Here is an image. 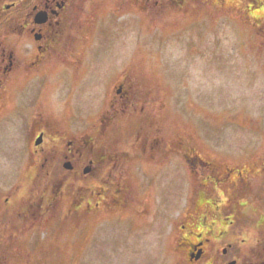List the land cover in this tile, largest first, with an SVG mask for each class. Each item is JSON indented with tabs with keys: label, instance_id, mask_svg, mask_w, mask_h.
Segmentation results:
<instances>
[{
	"label": "rangeland",
	"instance_id": "rangeland-1",
	"mask_svg": "<svg viewBox=\"0 0 264 264\" xmlns=\"http://www.w3.org/2000/svg\"><path fill=\"white\" fill-rule=\"evenodd\" d=\"M176 5L158 16L129 6L114 21L99 7L89 62L74 65L75 54L64 65L53 55L11 90L12 101L3 92L4 110L11 107L0 121V200L9 196L0 264H189L182 235L196 228L189 202L205 174L220 173L219 188L227 171L242 170L252 189L238 199L263 193L253 173L264 158V0ZM103 25L116 32V50ZM19 116L41 119L28 135L34 147L42 131L40 157H27ZM61 138L89 140L79 172L65 167L60 150L48 151ZM92 157L96 171L83 173ZM241 232L235 245L250 251L257 242L248 256L256 261L262 231L252 222Z\"/></svg>",
	"mask_w": 264,
	"mask_h": 264
},
{
	"label": "flooded vegetation",
	"instance_id": "flooded-vegetation-1",
	"mask_svg": "<svg viewBox=\"0 0 264 264\" xmlns=\"http://www.w3.org/2000/svg\"><path fill=\"white\" fill-rule=\"evenodd\" d=\"M186 2L187 0H0V121H7L11 107L6 104L7 108L4 110L3 92L8 90L12 101L11 90L19 86L29 75H40L41 68L53 59V55L57 59L56 62H62L64 65L66 60H68L67 65L73 63L78 65V61L85 63L93 58L91 39L94 18L99 12V7L108 9L110 19L114 21L119 19L122 9L129 6L140 9V12H146L147 15L158 16L164 10L172 9L175 4L181 10L187 11ZM220 5L224 4L220 3ZM103 26L105 29L100 33L106 36L111 47H115L116 50L120 46L119 43H115L116 32L112 28H106L107 25ZM124 28V25H120L116 31ZM56 47H61L63 50L54 53ZM75 54L77 57L72 60L73 63L69 61L70 58H63ZM35 70L38 72H34ZM110 75L116 79L126 76L125 74ZM124 80H128L127 77ZM123 90L124 83L120 81L116 93L124 97L128 90L126 88ZM19 118L23 119L22 139L27 157L35 158V154L40 157L39 153H35L38 151L35 146L41 145L42 131H39L34 139V147H29L32 142L28 140V135L40 128L41 119L34 117L27 122L25 117L19 116ZM38 139L40 142L36 143ZM61 139H58L57 143H51L52 146L48 151L60 150L63 160L70 165L69 169L79 172L80 164L77 159L82 153V146L85 145L84 143L88 144L89 140ZM94 161L92 157L89 158L87 165H81L83 173L85 170L86 173L96 171ZM256 166L258 167L253 174L264 180V158L262 163H257ZM108 172L114 171L108 168ZM227 173L228 176L230 173L232 175L229 176L231 177L229 183L219 188H216V185L223 182L220 173L215 175L216 180L212 179L211 174H205L202 190H197V196L191 198L189 202L190 208L195 209L194 213L197 214L192 218L196 230L187 227V233L182 235L187 247L186 256L189 264H195L203 257L208 260L206 264H264V237L257 240L260 243V251L258 250L259 258L256 261L250 260L248 256L251 251L257 250L255 246L257 242L252 244L250 251L249 248L235 245L237 242L235 238L242 236L243 224L254 222L257 230L262 231L258 236H264V227L259 228L264 222V191L256 195L258 198L255 197V200L249 202L239 200L241 189H245V192L243 191L245 194L246 190L249 192L252 189L249 174L237 169H231ZM115 174L120 175V172ZM208 182H212V186L208 185ZM209 187L212 188L207 191ZM7 191L10 194V190ZM8 197L5 196L4 201L0 200V209L3 208ZM38 208L41 209V204ZM202 208H204L203 212H201ZM191 214L192 212H189V218L192 217ZM208 219H210L209 223ZM214 225L218 227L215 233H213Z\"/></svg>",
	"mask_w": 264,
	"mask_h": 264
},
{
	"label": "water",
	"instance_id": "water-1",
	"mask_svg": "<svg viewBox=\"0 0 264 264\" xmlns=\"http://www.w3.org/2000/svg\"><path fill=\"white\" fill-rule=\"evenodd\" d=\"M38 142H40V139H38V140L36 141V143H38ZM65 166H66L67 168H70V166H69L68 164H65ZM85 171H87V170H85Z\"/></svg>",
	"mask_w": 264,
	"mask_h": 264
}]
</instances>
